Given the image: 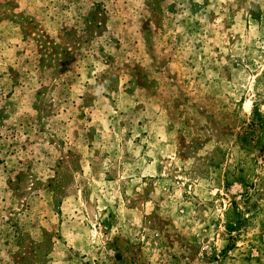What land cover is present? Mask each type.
Segmentation results:
<instances>
[{
  "label": "rangeland",
  "instance_id": "rangeland-1",
  "mask_svg": "<svg viewBox=\"0 0 264 264\" xmlns=\"http://www.w3.org/2000/svg\"><path fill=\"white\" fill-rule=\"evenodd\" d=\"M0 264H264V0H0Z\"/></svg>",
  "mask_w": 264,
  "mask_h": 264
}]
</instances>
